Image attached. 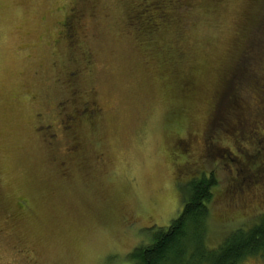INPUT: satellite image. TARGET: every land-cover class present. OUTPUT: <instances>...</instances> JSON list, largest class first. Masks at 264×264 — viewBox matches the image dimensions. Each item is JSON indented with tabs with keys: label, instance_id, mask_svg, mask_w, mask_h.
Instances as JSON below:
<instances>
[{
	"label": "rangeland",
	"instance_id": "obj_1",
	"mask_svg": "<svg viewBox=\"0 0 264 264\" xmlns=\"http://www.w3.org/2000/svg\"><path fill=\"white\" fill-rule=\"evenodd\" d=\"M123 8L0 0V264H132L203 174L209 248L264 215V0H191L180 47Z\"/></svg>",
	"mask_w": 264,
	"mask_h": 264
},
{
	"label": "trees",
	"instance_id": "obj_2",
	"mask_svg": "<svg viewBox=\"0 0 264 264\" xmlns=\"http://www.w3.org/2000/svg\"><path fill=\"white\" fill-rule=\"evenodd\" d=\"M118 3L124 7L127 24L137 26L141 35L159 38L167 29L165 39L169 41L175 40L181 31L184 14L179 10L191 6V0H118ZM176 44L182 45L178 41ZM181 87L186 89L184 98L188 99L192 89L185 75ZM220 87L217 81L216 89ZM223 93V98L229 99L227 92ZM216 186L213 173L193 179L179 216L168 227L153 233L148 245L135 248L128 260L132 264H241L248 258L263 257L264 215L251 228L228 234L217 247L207 246L208 205Z\"/></svg>",
	"mask_w": 264,
	"mask_h": 264
},
{
	"label": "flooded vegetation",
	"instance_id": "obj_3",
	"mask_svg": "<svg viewBox=\"0 0 264 264\" xmlns=\"http://www.w3.org/2000/svg\"><path fill=\"white\" fill-rule=\"evenodd\" d=\"M232 104H233V103H232ZM90 105H91V104H90ZM95 112L97 113V112H99V111L96 110ZM92 113H93V112H92ZM67 122H73V119L67 118ZM69 126H71V125H69Z\"/></svg>",
	"mask_w": 264,
	"mask_h": 264
}]
</instances>
